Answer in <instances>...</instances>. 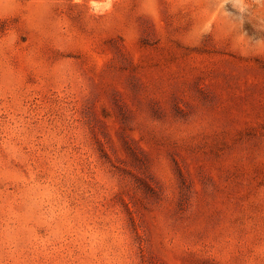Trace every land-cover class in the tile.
<instances>
[{
  "label": "rangeland",
  "instance_id": "1",
  "mask_svg": "<svg viewBox=\"0 0 264 264\" xmlns=\"http://www.w3.org/2000/svg\"><path fill=\"white\" fill-rule=\"evenodd\" d=\"M0 264H264V0H0Z\"/></svg>",
  "mask_w": 264,
  "mask_h": 264
},
{
  "label": "clouds",
  "instance_id": "2",
  "mask_svg": "<svg viewBox=\"0 0 264 264\" xmlns=\"http://www.w3.org/2000/svg\"><path fill=\"white\" fill-rule=\"evenodd\" d=\"M237 2H239V0H237ZM89 3L93 9L99 10L103 8L109 10L112 7L113 0H103V3H98L97 0H89Z\"/></svg>",
  "mask_w": 264,
  "mask_h": 264
}]
</instances>
